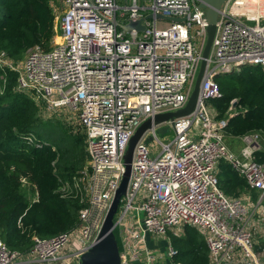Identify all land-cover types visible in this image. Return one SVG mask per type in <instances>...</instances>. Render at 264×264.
<instances>
[{
    "label": "built area",
    "instance_id": "1",
    "mask_svg": "<svg viewBox=\"0 0 264 264\" xmlns=\"http://www.w3.org/2000/svg\"><path fill=\"white\" fill-rule=\"evenodd\" d=\"M202 2L49 0L60 41L50 49L30 48L20 62L0 52V68L17 74L15 89L34 101L42 119L60 116L77 123L87 153L79 176L86 196L79 202L78 225L51 238L33 236L26 253L9 250L0 237V264H81L121 183L130 139L146 120L182 109L192 93L207 37ZM262 2L223 1L194 111L152 124L136 143L114 218L121 240L119 264H180L172 261L169 239L165 254L147 242L185 226L203 238L209 264H264L263 253L255 250L264 229V137L230 138L242 145L234 153L225 128L238 114L237 101L223 118L209 104L221 98L218 74L243 66L264 70ZM247 8L257 12L248 15ZM139 20L143 30L124 29ZM161 128H167L164 136L158 134ZM169 131L170 141L159 139ZM220 163L245 181L246 192L230 197L219 188ZM78 178L64 191L78 192Z\"/></svg>",
    "mask_w": 264,
    "mask_h": 264
},
{
    "label": "trees",
    "instance_id": "2",
    "mask_svg": "<svg viewBox=\"0 0 264 264\" xmlns=\"http://www.w3.org/2000/svg\"><path fill=\"white\" fill-rule=\"evenodd\" d=\"M54 36L49 0H0V52L12 61L20 62L34 46L50 49ZM16 80L15 72L0 68V237L9 250L26 253L33 236L51 238L78 225L82 205L64 189L73 188L86 166L87 153L84 135L73 134L59 122L53 127L61 132L59 136L48 130L54 122L39 116L34 101L15 89ZM215 82L221 98L209 104L218 118L225 117L231 102L237 101L238 114L228 120L226 136L260 133L264 137V70L243 66L218 74ZM217 177L227 196L246 192L245 181L229 164L220 163ZM22 180L34 188V201L21 194ZM251 195L258 197L255 191ZM168 239L175 251L174 263L209 264L206 244L193 227H183L181 234L169 232ZM255 250L264 252V235L256 237Z\"/></svg>",
    "mask_w": 264,
    "mask_h": 264
},
{
    "label": "water",
    "instance_id": "3",
    "mask_svg": "<svg viewBox=\"0 0 264 264\" xmlns=\"http://www.w3.org/2000/svg\"><path fill=\"white\" fill-rule=\"evenodd\" d=\"M224 0H203L201 6L206 8V19H207V28H206V42L202 52V60L200 62V67L195 79L192 93L186 103V105L175 112L164 113L155 116L152 120L148 119L142 123L134 136L130 139L127 150L125 152L123 161H124V174L119 185L118 190L115 193L111 206L108 210V213L103 222L101 231L98 235L97 241L80 257L81 264H119L120 263V254L118 243L114 234V218L118 211V206L121 198L125 195L127 185L130 177L131 162L133 157V151L136 143L140 139L144 131L154 125H159L168 121H173L181 117L190 115L196 106V102L199 95L200 84L204 76L207 59L211 50L212 41L216 31V22L218 17V12L221 7V4ZM151 16L145 17V19L150 18ZM160 17V16H159ZM170 21L182 22V19L168 18ZM143 20L137 22H130L124 29L127 32L132 30H143L142 26ZM235 107V104H233ZM167 132V128H161L158 130L160 136H164Z\"/></svg>",
    "mask_w": 264,
    "mask_h": 264
},
{
    "label": "rangeland",
    "instance_id": "4",
    "mask_svg": "<svg viewBox=\"0 0 264 264\" xmlns=\"http://www.w3.org/2000/svg\"><path fill=\"white\" fill-rule=\"evenodd\" d=\"M264 2V0H261ZM264 8V7H263ZM264 10V9H263ZM264 12V11H263ZM120 20V19H119ZM55 23H56V17H55ZM60 40L59 39H56V37L54 36L53 38V41H52V44H55L56 42H59ZM56 117V118H55ZM53 117V119H51V121H53L54 123H52V128L48 127V128H45L44 130H54V126H57L56 124L59 122L60 124L64 125V126H67L68 128H70L71 132L73 134H78V135H83V132H82V129L79 125H77V123H69L68 121H65L66 119H64L63 117H60V116H55ZM50 121V119L48 120ZM57 122V123H56ZM45 132V131H44ZM55 134L58 133V136L60 135V131L59 132H56V131H53ZM53 133V137L55 138V134ZM173 137V134H172V131H169L168 134H167V137L165 138H162L159 136V139L163 142H168L172 139ZM227 144L228 146L231 148V150L234 152V153H238L240 151V147L242 146L241 143L238 141V140H235L233 141L232 139L230 138H227ZM86 167V166H85ZM84 169V168H83ZM76 182H80V189L77 191H72L71 189L65 193H67L68 195H70L71 193V198L75 201H79L83 198H85V182L83 181V178L79 177ZM20 192L21 194H23L26 198V200L28 201H33V199L35 198V194H34V188H32L31 186L28 185L27 181L26 180H22V186L20 188ZM253 199H255L254 196H252ZM177 230V229H176ZM182 230H179L177 233L178 234H181ZM172 233H176V231L174 230V232ZM263 236L264 235V229L262 231H259V236ZM168 239V235L165 237V238H162V237H152V241L156 243V247L158 248V250L162 251L164 254L166 253L167 251V246H168V242H167V239ZM116 239L119 243V250H121V240H120V237L118 235V231H116ZM263 257H264V252H263Z\"/></svg>",
    "mask_w": 264,
    "mask_h": 264
},
{
    "label": "crops",
    "instance_id": "5",
    "mask_svg": "<svg viewBox=\"0 0 264 264\" xmlns=\"http://www.w3.org/2000/svg\"><path fill=\"white\" fill-rule=\"evenodd\" d=\"M55 37L58 39V36L55 35ZM53 38H54V37H53ZM52 41H53V39H52ZM51 44H52V42H51ZM83 135H84V134H83ZM34 197H35V198L33 199V201L36 199V196H34ZM166 239H167V238H166ZM147 245H148V247H149L150 249H152V250H158V248L156 247V246H157L156 243L152 241V237H149V238H148ZM158 251H160V250H158ZM160 252H162V251H160ZM158 264H169V263L163 261V262L158 263Z\"/></svg>",
    "mask_w": 264,
    "mask_h": 264
},
{
    "label": "bare ground",
    "instance_id": "6",
    "mask_svg": "<svg viewBox=\"0 0 264 264\" xmlns=\"http://www.w3.org/2000/svg\"><path fill=\"white\" fill-rule=\"evenodd\" d=\"M251 1H253V2H259V0H251ZM262 6L264 7V2H262ZM246 10H247V12H250L248 15H251V16H254L255 15V12H257L255 10H252L251 8H247Z\"/></svg>",
    "mask_w": 264,
    "mask_h": 264
}]
</instances>
